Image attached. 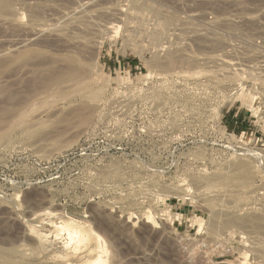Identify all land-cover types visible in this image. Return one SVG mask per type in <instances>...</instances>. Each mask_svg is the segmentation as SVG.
I'll list each match as a JSON object with an SVG mask.
<instances>
[{
    "label": "rangeland",
    "instance_id": "374dc122",
    "mask_svg": "<svg viewBox=\"0 0 264 264\" xmlns=\"http://www.w3.org/2000/svg\"><path fill=\"white\" fill-rule=\"evenodd\" d=\"M263 227L264 0H0V264L92 229L107 264H264Z\"/></svg>",
    "mask_w": 264,
    "mask_h": 264
},
{
    "label": "bare ground",
    "instance_id": "6f19581e",
    "mask_svg": "<svg viewBox=\"0 0 264 264\" xmlns=\"http://www.w3.org/2000/svg\"><path fill=\"white\" fill-rule=\"evenodd\" d=\"M8 3H5L3 6H7ZM246 71V70H245ZM218 215V214H217ZM225 215V214H224ZM150 219H154L151 215L148 217ZM244 219V218H243ZM234 221V220H233ZM263 221V220H262ZM230 224V223H229ZM235 224V223H234ZM65 228L69 229H73L71 230V237L74 238V236H77V238L79 239V241L83 242L84 240L87 239V235L89 234L87 231H85L84 229H82L81 227H78L76 225L70 224V223H64ZM263 225V224H262ZM229 226V225H228ZM239 226V225H238ZM248 226V225H247ZM261 226V225H260ZM235 227V226H234ZM59 228H64V226H59ZM240 228V227H239ZM264 228V227H263ZM94 236H95V240L98 241V244L95 245L93 247V251L97 253V256L95 258H92L89 260L88 263L85 264H107L108 263V259H107V254H108V248H107V242L106 240L102 239V237L100 235H97L98 233L94 230ZM242 230V228H241ZM254 232V231H253ZM90 239V238H89ZM258 241V240H257ZM89 242V241H88ZM91 248V247H90ZM92 254V253H91ZM262 254V253H261ZM110 257V255H109Z\"/></svg>",
    "mask_w": 264,
    "mask_h": 264
}]
</instances>
